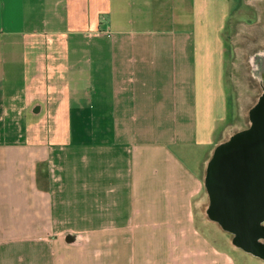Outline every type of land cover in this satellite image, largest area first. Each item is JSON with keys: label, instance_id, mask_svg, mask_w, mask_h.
Instances as JSON below:
<instances>
[{"label": "crops", "instance_id": "obj_1", "mask_svg": "<svg viewBox=\"0 0 264 264\" xmlns=\"http://www.w3.org/2000/svg\"><path fill=\"white\" fill-rule=\"evenodd\" d=\"M263 2L0 0V264H255L197 232L175 145L226 136Z\"/></svg>", "mask_w": 264, "mask_h": 264}, {"label": "rangeland", "instance_id": "obj_2", "mask_svg": "<svg viewBox=\"0 0 264 264\" xmlns=\"http://www.w3.org/2000/svg\"><path fill=\"white\" fill-rule=\"evenodd\" d=\"M257 5L264 9V2L262 4L257 3ZM262 14L264 15V10ZM239 17L240 16L237 14V18ZM243 19L249 20V14ZM236 30L239 32V40H242L245 30H249V26L244 22H239ZM229 38L231 42H233L232 51H234L232 52L229 50L230 53L226 60V75L224 81L227 83V98L229 100L228 105L230 106L231 111L235 113V118H233L231 123L226 126L224 131L226 132V136H224V134L223 136H218L220 129L217 128L215 131L216 136H198L197 144H194L193 140H190L191 136H189V138L186 137L184 139L187 140L190 145L192 144L191 146L183 147V142L179 140L181 142L175 145V147L182 153V155L183 153L186 154L184 159L187 163H189L190 167L195 171L197 176L198 191L192 202V212L197 232L202 234L206 238V241L213 247H222L224 251H227L230 260L238 262L243 261L245 263L252 262L255 264H264L263 258L255 256L236 246L232 242V234L222 229L217 222L212 221L208 217L206 211L209 200L204 186V161H208L210 158L212 154L210 151L211 149L213 151L215 148L216 141H224V138H228L241 128L245 127L247 123V109L258 95L256 81L252 77L249 70V63L244 57V52H246L247 47L239 44L238 39H236V35L230 36ZM212 88H216L215 81L212 83ZM216 95L219 96V92ZM232 108L234 109L232 110Z\"/></svg>", "mask_w": 264, "mask_h": 264}, {"label": "water", "instance_id": "obj_3", "mask_svg": "<svg viewBox=\"0 0 264 264\" xmlns=\"http://www.w3.org/2000/svg\"><path fill=\"white\" fill-rule=\"evenodd\" d=\"M264 127L231 136H262ZM224 144L215 146L205 166L204 186L209 202L206 208L208 217L222 229L232 234V242L255 256L264 259V203L258 196L264 189L253 184L254 172L237 173L229 170L224 162Z\"/></svg>", "mask_w": 264, "mask_h": 264}, {"label": "flooded vegetation", "instance_id": "obj_4", "mask_svg": "<svg viewBox=\"0 0 264 264\" xmlns=\"http://www.w3.org/2000/svg\"><path fill=\"white\" fill-rule=\"evenodd\" d=\"M262 50L250 46L244 52L250 73L257 84L258 95L247 109L245 127L235 133L249 131L255 127H264V49ZM224 142L225 167L237 173L254 172L256 175L253 178V184L264 189V135L229 136L224 139ZM258 199L260 203H264V192L259 193ZM260 225L264 227V219ZM261 239L264 242V238Z\"/></svg>", "mask_w": 264, "mask_h": 264}]
</instances>
